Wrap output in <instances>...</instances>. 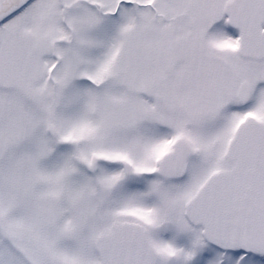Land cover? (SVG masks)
<instances>
[{
    "label": "snow or ice",
    "instance_id": "obj_1",
    "mask_svg": "<svg viewBox=\"0 0 264 264\" xmlns=\"http://www.w3.org/2000/svg\"><path fill=\"white\" fill-rule=\"evenodd\" d=\"M0 264H264V0H0Z\"/></svg>",
    "mask_w": 264,
    "mask_h": 264
}]
</instances>
